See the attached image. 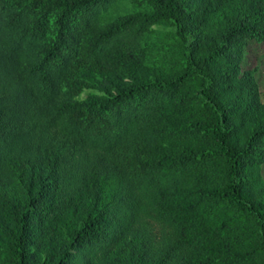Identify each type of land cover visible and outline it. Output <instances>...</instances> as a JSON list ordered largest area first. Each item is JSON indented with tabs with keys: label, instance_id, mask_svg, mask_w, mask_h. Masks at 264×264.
Returning <instances> with one entry per match:
<instances>
[{
	"label": "trees",
	"instance_id": "obj_1",
	"mask_svg": "<svg viewBox=\"0 0 264 264\" xmlns=\"http://www.w3.org/2000/svg\"><path fill=\"white\" fill-rule=\"evenodd\" d=\"M194 1L0 0V264H264V0L216 36Z\"/></svg>",
	"mask_w": 264,
	"mask_h": 264
},
{
	"label": "rangeland",
	"instance_id": "obj_2",
	"mask_svg": "<svg viewBox=\"0 0 264 264\" xmlns=\"http://www.w3.org/2000/svg\"><path fill=\"white\" fill-rule=\"evenodd\" d=\"M221 2L223 7L221 10L212 12L217 3ZM256 0H195L191 2L192 13L196 16H204L208 19V23L211 25L212 30L210 35L216 36L219 32L220 27L225 24L226 17L238 18L245 15L252 3ZM144 3L137 5V9H143ZM205 14H208L205 16ZM153 32L149 35V41L153 50V60L149 64L147 63L145 69L147 72L150 70L154 71L152 74L158 75L168 72L169 64L163 63L161 52L164 51V46L161 47L160 44H155L154 42L159 39L160 34L166 36L165 40H169L171 44L174 45V41L177 40V35L172 33V27L169 23L159 22L152 26ZM240 55L238 58L239 73L238 78H243L245 74H249L247 80H251V86L255 93V102L257 103L256 117L258 113L264 116V39L260 40L258 38L246 37L240 40L239 43ZM161 47V48H160ZM173 52V51H172ZM171 52V53H172ZM201 54L205 52V48L200 50ZM88 69V68H87ZM84 72V71H83ZM133 80L130 77L113 76L109 79L105 86L94 89L90 86L85 87L82 96H85L89 91H96L97 93L110 92L114 93L118 87L126 86L130 84ZM259 107V109H258ZM247 128V125H246ZM250 129H247V131ZM259 175L264 182V160L260 164ZM128 238L121 241V244H127ZM126 256V253L123 254ZM125 264H133L131 261Z\"/></svg>",
	"mask_w": 264,
	"mask_h": 264
}]
</instances>
